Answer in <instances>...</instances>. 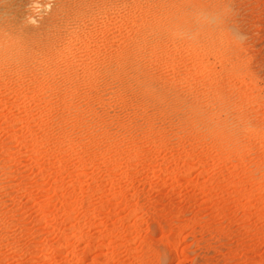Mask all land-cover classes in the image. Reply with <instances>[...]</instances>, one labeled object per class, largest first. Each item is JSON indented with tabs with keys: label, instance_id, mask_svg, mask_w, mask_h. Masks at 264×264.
Wrapping results in <instances>:
<instances>
[{
	"label": "rangeland",
	"instance_id": "rangeland-1",
	"mask_svg": "<svg viewBox=\"0 0 264 264\" xmlns=\"http://www.w3.org/2000/svg\"><path fill=\"white\" fill-rule=\"evenodd\" d=\"M0 264H264V0H0Z\"/></svg>",
	"mask_w": 264,
	"mask_h": 264
}]
</instances>
